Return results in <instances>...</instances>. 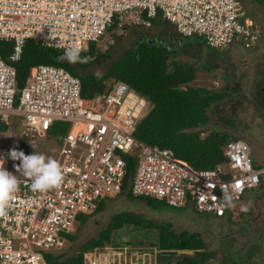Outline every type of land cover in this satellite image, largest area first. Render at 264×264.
Instances as JSON below:
<instances>
[{
    "label": "built area",
    "instance_id": "obj_1",
    "mask_svg": "<svg viewBox=\"0 0 264 264\" xmlns=\"http://www.w3.org/2000/svg\"><path fill=\"white\" fill-rule=\"evenodd\" d=\"M246 0H0V40L12 50L0 55V120L19 123L20 138L29 149L48 144L64 174L62 184L34 192L23 174L20 190L0 217V264H48L69 244L78 217L95 213L102 199L121 192L127 174L126 157L135 168L127 188L134 196H148L169 206H192L195 212L224 217L250 188L260 182L247 142L230 138L223 147L225 160L211 168H194L168 147L148 145L134 136L148 100L127 84L114 81L92 98L81 95L78 76L62 66L37 63L29 67L22 86L14 63L28 39L64 53L68 48L88 51L100 46L105 34L134 24L151 26L162 19L178 35L192 37L210 49L251 47L260 25ZM80 53V54H81ZM66 124L58 136L55 123ZM61 128V127H60ZM18 131V130H17ZM33 150V149H32ZM7 147L0 145L4 167L13 173ZM14 174V173H13ZM15 175V174H14ZM231 196V203L224 199ZM104 201V202H105ZM105 204V203H104ZM94 247L83 253L82 264H120Z\"/></svg>",
    "mask_w": 264,
    "mask_h": 264
},
{
    "label": "rangeland",
    "instance_id": "obj_2",
    "mask_svg": "<svg viewBox=\"0 0 264 264\" xmlns=\"http://www.w3.org/2000/svg\"><path fill=\"white\" fill-rule=\"evenodd\" d=\"M245 7L261 27L260 36L251 47L234 44L226 50H209L192 37L181 38L170 24L163 26V22L153 19L149 27L127 24L126 27L107 32L100 46H97L104 56L97 60L92 58L91 63L80 67L78 72L96 74L100 71L103 74L135 43L137 35L142 42L161 35L160 38L171 43L169 61L185 62L194 67L195 79L190 85L221 91L225 95L220 101L211 103L209 122L193 130L203 128L201 137L213 129L225 130L231 136L247 142L253 166L263 170L259 174V184L243 194L241 201L231 209L234 211L229 218L200 214L192 206L176 208L161 201L158 202V209L152 208L145 200L130 198L125 191L105 201L102 210L91 214L83 225L77 227L78 224H74L77 237L65 249L62 248L68 249L67 254H72L81 243L97 236L113 215L130 212L153 223H169L176 232H200L206 249L215 252L211 264H264V0H246ZM215 64L218 66L207 69L208 65ZM104 83L108 86L113 79L108 78ZM8 125L6 131L0 132V145L9 151L13 148L18 150L20 124L17 129L14 123ZM48 144L51 145L47 142L38 151L34 147L33 150L29 149L26 142L24 153L28 155L36 151L51 156ZM14 165L19 166L20 161L15 160ZM14 165L13 173L23 174ZM81 218H77L79 223ZM156 237V227L125 224L113 230L110 241L99 248L120 264H158V250L151 245L157 241ZM177 253L191 255L193 251L179 250Z\"/></svg>",
    "mask_w": 264,
    "mask_h": 264
},
{
    "label": "trees",
    "instance_id": "obj_3",
    "mask_svg": "<svg viewBox=\"0 0 264 264\" xmlns=\"http://www.w3.org/2000/svg\"><path fill=\"white\" fill-rule=\"evenodd\" d=\"M155 20L163 22V26L168 25L166 20L159 18ZM160 36L152 37L153 39L149 37L147 41L142 42L137 35L135 43L109 65L99 78L96 74L78 72L80 67L89 65L92 59L87 63L61 62L58 57L63 55L62 51L45 47L35 40L28 39L23 46L20 59L14 63L18 84L19 86L24 84L29 67L37 63L62 66L71 74L78 76L81 95L86 98H92L105 92L107 86L104 81L108 78H112L113 82H123L131 90L148 100L149 108L138 120L133 133L138 140L148 145L168 147L177 158L186 161L194 168L214 167L217 163L225 160L223 147L226 142L230 138H239L231 136L225 130L216 129L210 130L204 137H201L202 131L204 132L203 128L202 130L193 129L205 126L209 122L208 109L211 103L220 101L225 95L221 91L190 85L189 83L195 79L194 67L185 62L169 61L171 43L164 41ZM11 50V42L0 40L1 56L4 57ZM80 55L97 60L104 56V53L96 51L95 45L92 44L88 51ZM216 66L218 64L208 65L207 69ZM8 124L9 122L0 120V132L6 131L9 127ZM14 127L17 129L18 123H15ZM66 128V124L58 122L54 124L50 132L61 136ZM25 149L26 140L20 138L18 151L25 152ZM126 159L127 174L119 194L125 192L129 177L135 168V157L128 155ZM11 162L14 164L12 159ZM126 193L130 198L145 200L152 208L156 209H158V202L161 201L144 195L134 196L129 190ZM104 201L105 199L100 201L95 213L102 210ZM240 201L241 199L234 203L232 208ZM232 208L228 209L225 215L228 218L234 211H231ZM91 214L93 213L83 214L79 226L83 225ZM125 224L139 225L143 228L156 227L157 241L152 242L151 245L158 250V264H211L215 255L214 251L206 249V242L200 232L187 230L176 232L171 229L169 223L157 224L144 220L140 215L134 213L120 212L110 218L104 230L100 231L97 236L81 243L72 254H67L68 249L56 251L54 254L45 253L46 261L48 264H82L85 251L94 247H102L110 241L111 232ZM76 237L75 233L67 234L69 244ZM179 250H192L193 253L191 255L177 253Z\"/></svg>",
    "mask_w": 264,
    "mask_h": 264
},
{
    "label": "clouds",
    "instance_id": "obj_4",
    "mask_svg": "<svg viewBox=\"0 0 264 264\" xmlns=\"http://www.w3.org/2000/svg\"><path fill=\"white\" fill-rule=\"evenodd\" d=\"M82 49L78 47L68 48L63 55L58 57L59 61L69 63H87L91 57H81ZM99 78L102 73L97 71ZM8 157L13 161L19 160L20 165L14 167L17 171H22L23 175L31 180V189L34 192H45L52 188H58L64 179L63 169L60 163L51 156L33 151L25 155L23 151L15 148L11 149ZM5 159L0 157V217H6L9 212V202L14 193L20 190L21 179L4 167ZM227 203H231V196L225 195ZM247 211V208L243 209Z\"/></svg>",
    "mask_w": 264,
    "mask_h": 264
},
{
    "label": "crops",
    "instance_id": "obj_5",
    "mask_svg": "<svg viewBox=\"0 0 264 264\" xmlns=\"http://www.w3.org/2000/svg\"><path fill=\"white\" fill-rule=\"evenodd\" d=\"M111 257V256H110ZM110 259H112V258H110Z\"/></svg>",
    "mask_w": 264,
    "mask_h": 264
},
{
    "label": "water",
    "instance_id": "obj_6",
    "mask_svg": "<svg viewBox=\"0 0 264 264\" xmlns=\"http://www.w3.org/2000/svg\"><path fill=\"white\" fill-rule=\"evenodd\" d=\"M74 252V251H73Z\"/></svg>",
    "mask_w": 264,
    "mask_h": 264
}]
</instances>
